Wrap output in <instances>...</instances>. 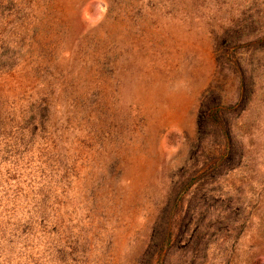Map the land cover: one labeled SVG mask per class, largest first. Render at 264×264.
Masks as SVG:
<instances>
[{"label": "rangeland", "instance_id": "obj_1", "mask_svg": "<svg viewBox=\"0 0 264 264\" xmlns=\"http://www.w3.org/2000/svg\"><path fill=\"white\" fill-rule=\"evenodd\" d=\"M158 263L264 264V0H0V264Z\"/></svg>", "mask_w": 264, "mask_h": 264}, {"label": "trees", "instance_id": "obj_2", "mask_svg": "<svg viewBox=\"0 0 264 264\" xmlns=\"http://www.w3.org/2000/svg\"><path fill=\"white\" fill-rule=\"evenodd\" d=\"M241 94L242 97L246 95V87L245 85L247 84L245 82V79L242 77L241 79ZM241 97V98H242ZM222 112L223 111L217 104L214 102L211 104H208L204 111L202 112V118H201V123L204 125V128L206 130H213L215 131V136L217 138L221 139V144L224 147V157L229 156V159H233L235 154L237 155V151H235V140L234 136L232 133L231 127L227 124V119ZM197 235V233H196ZM172 232L171 230H168V227H166L164 233H163V238L161 240V249H160V256H162L163 251L166 249V247H169L171 244L172 240ZM200 238V237H199ZM200 241V239H199ZM198 241H196V247H198ZM161 260V257L159 258ZM161 264V263H158Z\"/></svg>", "mask_w": 264, "mask_h": 264}]
</instances>
